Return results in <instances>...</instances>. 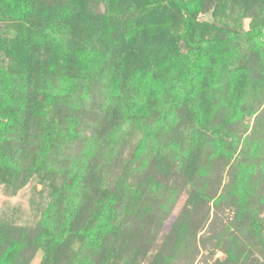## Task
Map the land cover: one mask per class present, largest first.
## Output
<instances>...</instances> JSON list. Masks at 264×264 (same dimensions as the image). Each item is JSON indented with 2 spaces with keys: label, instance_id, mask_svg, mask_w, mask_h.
Returning a JSON list of instances; mask_svg holds the SVG:
<instances>
[{
  "label": "rangeland",
  "instance_id": "374dc122",
  "mask_svg": "<svg viewBox=\"0 0 264 264\" xmlns=\"http://www.w3.org/2000/svg\"><path fill=\"white\" fill-rule=\"evenodd\" d=\"M0 253L264 264V0H0Z\"/></svg>",
  "mask_w": 264,
  "mask_h": 264
},
{
  "label": "trees",
  "instance_id": "16d2710c",
  "mask_svg": "<svg viewBox=\"0 0 264 264\" xmlns=\"http://www.w3.org/2000/svg\"><path fill=\"white\" fill-rule=\"evenodd\" d=\"M17 13H19L18 10H15ZM13 11V12H15ZM190 15H193L192 11L190 10ZM138 18H140L139 16H137V19L134 21V29L129 28L123 35V38L126 40L127 44L129 42H132L133 40H136V31L140 28V23H139V20ZM189 22V19L187 20V24ZM184 40H185V46L187 48L188 51L190 52H195L197 51L198 52V56L200 57V45L199 44H193L192 41H190L189 37H188V34H185V37H184ZM3 261V256L2 254L0 253V264L2 263Z\"/></svg>",
  "mask_w": 264,
  "mask_h": 264
}]
</instances>
